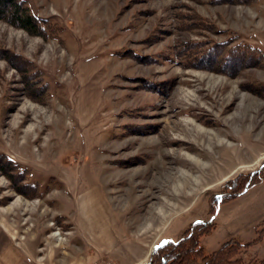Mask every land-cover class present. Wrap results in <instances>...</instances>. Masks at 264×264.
Wrapping results in <instances>:
<instances>
[{
  "label": "rangeland",
  "instance_id": "rangeland-1",
  "mask_svg": "<svg viewBox=\"0 0 264 264\" xmlns=\"http://www.w3.org/2000/svg\"><path fill=\"white\" fill-rule=\"evenodd\" d=\"M21 1L43 29L0 20V153L27 170L0 169V264L15 262L6 248L37 249L19 264H136L141 243L148 264L221 205L205 254L264 233V214L220 225L241 196L264 211V0ZM239 43L261 50L257 66L224 63ZM26 181L44 194L25 196ZM242 257L264 259V234Z\"/></svg>",
  "mask_w": 264,
  "mask_h": 264
},
{
  "label": "trees",
  "instance_id": "trees-1",
  "mask_svg": "<svg viewBox=\"0 0 264 264\" xmlns=\"http://www.w3.org/2000/svg\"><path fill=\"white\" fill-rule=\"evenodd\" d=\"M0 20L23 29L30 34L39 35V32L43 29L40 23H38V20L31 14L25 2L21 0H0ZM53 32H55L54 27ZM257 50L260 49H256V47L249 44H236L233 47L226 48L224 51V56L227 60L224 61V63H227L229 66L232 65V67L237 66L240 69L252 68L256 64H259L257 61L260 59V56ZM260 54L262 55L264 52L262 51ZM234 57H236V59H233ZM259 88L260 92H262L264 85H261ZM3 168H8L9 174L15 178H13V181L19 180L21 175L27 174V170L21 167L19 169V176L13 175L11 171L12 160L7 155L0 153V169L3 170ZM252 176L253 178L255 177V182L251 181V183L247 185L248 187L261 180L260 171L250 173L249 177L252 178ZM239 180L240 181H235L233 179L230 182H226L223 189L227 191L223 192L225 194L221 193V195L227 194V196H220L219 202L221 204L237 196L244 190L246 182L243 181L242 177H240ZM18 188L28 197L32 195L42 196L44 194V191H40L36 183H29L26 181V183L19 185ZM47 190L48 189H46V191ZM217 200L218 199H216L215 202H217ZM215 226L214 219L208 222L194 223L184 230L182 236L178 240H168L151 252L148 264H264V259L257 260L253 258L245 261L242 257L246 248L253 242L262 238L264 233L257 229V237L254 241L242 244L238 240L230 238L222 242L217 250L205 254L200 245V238L215 229Z\"/></svg>",
  "mask_w": 264,
  "mask_h": 264
},
{
  "label": "crops",
  "instance_id": "crops-1",
  "mask_svg": "<svg viewBox=\"0 0 264 264\" xmlns=\"http://www.w3.org/2000/svg\"><path fill=\"white\" fill-rule=\"evenodd\" d=\"M242 198L244 199L246 197L241 196V197H238L236 200H233V201L229 202V206L227 207L226 218H224L223 221L220 223V225L226 226V228H227L226 229V233H228L227 230H229V232L232 233V232H235L236 230L244 229L245 227H248L257 218L258 219L260 217L262 218V216L264 214V211L260 212V214H258V213H256L255 209L254 210L249 209V205H247L248 198L245 199L244 201L240 202V200ZM222 206H224V205H221L219 207V209H217L216 214L213 217L216 226H217L216 218L220 215V212L222 210ZM218 221H219V219H218ZM5 231H8V230L5 229ZM5 240L9 241L7 236L5 237ZM141 246L143 247V249H142L141 255L137 259L138 260L137 263H139V261H141V259L143 260L145 255L147 256V253H148V250H149L146 247V244L141 243ZM36 252H37V249H35V251H32L30 253L31 255H27L24 252H23V254H21V252L20 253L19 252H14V251H11L10 248L9 249L6 248V253L3 256L6 259H3V260H5L7 262L9 260L10 261H15L14 264L15 263L19 264L20 261L23 262V260H24V262H26V261H28L29 258L30 259L31 258L32 259L35 258L36 254H38ZM39 258H41V260H39L40 262L38 263L36 261L38 264H52V262L49 259H44V258H42V256H40ZM145 258H147V257H145ZM37 263H34V264H37ZM134 263H136V262L134 261Z\"/></svg>",
  "mask_w": 264,
  "mask_h": 264
},
{
  "label": "bare ground",
  "instance_id": "bare-ground-1",
  "mask_svg": "<svg viewBox=\"0 0 264 264\" xmlns=\"http://www.w3.org/2000/svg\"><path fill=\"white\" fill-rule=\"evenodd\" d=\"M200 131H201V130H200ZM199 136H200V134H199ZM201 136H202V135H201ZM196 159H197V158H196ZM196 161H197V160H196ZM199 161H200V160H199ZM199 161H198V162H199ZM193 164H195V162H194ZM197 165H198V164H197ZM193 167H195V165H194ZM191 174H192V173H191ZM187 176H188V175H187ZM184 179H185V178H184ZM188 179H189V178H188ZM178 180H179V179H178ZM185 181H186V180H185ZM180 182H181V181H180ZM180 182H179V183H180ZM183 183H184V182H183ZM189 183H190V182H189ZM189 183H188V181L185 182V184H187V186H189ZM183 186H184V185H183ZM185 186H186V185H185ZM177 187H178V186H177ZM189 187H190V186H189ZM184 188H185V187H184ZM187 188H188V187H187ZM180 189H181V188H180ZM180 189H179V190H180ZM185 189H186V188H185ZM182 190L184 191V189H182ZM182 190H181V192H182ZM179 193H180V192H179ZM17 201H20V200H17Z\"/></svg>",
  "mask_w": 264,
  "mask_h": 264
},
{
  "label": "water",
  "instance_id": "water-1",
  "mask_svg": "<svg viewBox=\"0 0 264 264\" xmlns=\"http://www.w3.org/2000/svg\"><path fill=\"white\" fill-rule=\"evenodd\" d=\"M167 240L163 239L162 241H160L157 245L152 247V251L153 252L157 247H159L160 245H162L164 242H166Z\"/></svg>",
  "mask_w": 264,
  "mask_h": 264
},
{
  "label": "built area",
  "instance_id": "built-area-1",
  "mask_svg": "<svg viewBox=\"0 0 264 264\" xmlns=\"http://www.w3.org/2000/svg\"><path fill=\"white\" fill-rule=\"evenodd\" d=\"M103 264H114V263H105V262H104Z\"/></svg>",
  "mask_w": 264,
  "mask_h": 264
}]
</instances>
